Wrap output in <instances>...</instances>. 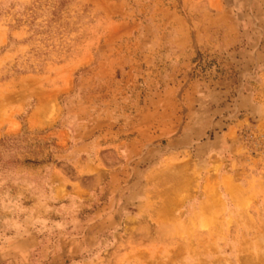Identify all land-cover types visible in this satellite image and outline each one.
Segmentation results:
<instances>
[{
    "label": "rangeland",
    "instance_id": "obj_1",
    "mask_svg": "<svg viewBox=\"0 0 264 264\" xmlns=\"http://www.w3.org/2000/svg\"><path fill=\"white\" fill-rule=\"evenodd\" d=\"M0 264H264V0H0Z\"/></svg>",
    "mask_w": 264,
    "mask_h": 264
}]
</instances>
